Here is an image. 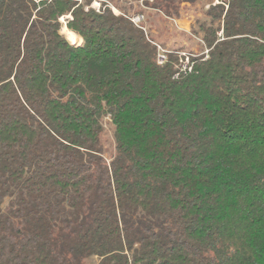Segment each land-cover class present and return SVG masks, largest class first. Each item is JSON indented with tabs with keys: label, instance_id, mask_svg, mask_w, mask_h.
<instances>
[{
	"label": "trees",
	"instance_id": "16d2710c",
	"mask_svg": "<svg viewBox=\"0 0 264 264\" xmlns=\"http://www.w3.org/2000/svg\"><path fill=\"white\" fill-rule=\"evenodd\" d=\"M139 1L0 0V264H264V0L203 9L190 70Z\"/></svg>",
	"mask_w": 264,
	"mask_h": 264
},
{
	"label": "rangeland",
	"instance_id": "374dc122",
	"mask_svg": "<svg viewBox=\"0 0 264 264\" xmlns=\"http://www.w3.org/2000/svg\"><path fill=\"white\" fill-rule=\"evenodd\" d=\"M108 1V0H107ZM123 0H120L122 2ZM143 0H140V6L144 10V19L143 23L150 35L154 37V39L161 44L164 49L170 51H179L186 52L190 54L191 52L198 53L201 52L205 47L201 40L191 33V28L189 32H185L180 30L172 20H170L167 16L163 13L159 12V14H155L156 11L152 8H149L142 4ZM209 0H201L196 6H192L191 8L186 10V13H190V17L192 19V23L194 24L197 17H201L203 13V9L206 10V3ZM98 0H94V7H97L99 4ZM113 7V10L116 13H119V9L115 7L112 3H110ZM136 7V5H135ZM203 7V8H201ZM137 14H141V12H132V15L135 16ZM189 24V22H187ZM192 24V25H193ZM82 40V39H81ZM204 47V48H203ZM104 138L106 139V146L108 147L109 151L107 156L111 155L113 151V139H112V132L111 126L109 123L106 125V131L104 133ZM92 264L98 263V258L93 257Z\"/></svg>",
	"mask_w": 264,
	"mask_h": 264
},
{
	"label": "built area",
	"instance_id": "2783aa9c",
	"mask_svg": "<svg viewBox=\"0 0 264 264\" xmlns=\"http://www.w3.org/2000/svg\"><path fill=\"white\" fill-rule=\"evenodd\" d=\"M99 1V5L97 6V8L100 7L101 5V2L100 0ZM229 4H230V0H209L207 3H206V8H209L211 6H216V5H222L224 6L225 10L228 9L229 7ZM144 19V15L143 14H137L135 16L132 17V20L135 22V23H141ZM170 19H173L175 20V18H170ZM157 44V47H158V63L159 64H163L166 62L167 60V56H168V53L170 52V50H167V49H164L161 44H159L158 42L156 43ZM205 52H208V49H205ZM180 55L182 56L181 58V62H182V69L183 70H190L191 69V64H190V57H189V54L186 53V52H181Z\"/></svg>",
	"mask_w": 264,
	"mask_h": 264
},
{
	"label": "crops",
	"instance_id": "0c3cea01",
	"mask_svg": "<svg viewBox=\"0 0 264 264\" xmlns=\"http://www.w3.org/2000/svg\"><path fill=\"white\" fill-rule=\"evenodd\" d=\"M170 19V18H169ZM172 20L175 25L182 31L189 32L191 25H192V19L190 17V13H186V10L182 11L181 16L178 18H175V20ZM189 22V24L187 23Z\"/></svg>",
	"mask_w": 264,
	"mask_h": 264
},
{
	"label": "bare ground",
	"instance_id": "6f19581e",
	"mask_svg": "<svg viewBox=\"0 0 264 264\" xmlns=\"http://www.w3.org/2000/svg\"><path fill=\"white\" fill-rule=\"evenodd\" d=\"M62 32L66 34L72 43H80L82 41L80 36H78L75 32L70 31L66 26L63 27Z\"/></svg>",
	"mask_w": 264,
	"mask_h": 264
},
{
	"label": "water",
	"instance_id": "95a60500",
	"mask_svg": "<svg viewBox=\"0 0 264 264\" xmlns=\"http://www.w3.org/2000/svg\"><path fill=\"white\" fill-rule=\"evenodd\" d=\"M76 44V43H75Z\"/></svg>",
	"mask_w": 264,
	"mask_h": 264
}]
</instances>
